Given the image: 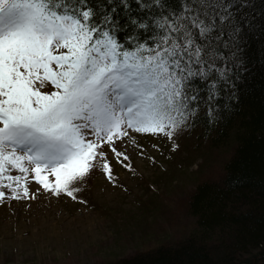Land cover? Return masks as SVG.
Segmentation results:
<instances>
[{
    "label": "snow or ice",
    "instance_id": "1",
    "mask_svg": "<svg viewBox=\"0 0 264 264\" xmlns=\"http://www.w3.org/2000/svg\"><path fill=\"white\" fill-rule=\"evenodd\" d=\"M178 2L0 0V201L35 199L21 187L30 171L76 199L96 171L111 182L129 167L138 135L174 139L201 110L219 118L246 70L247 0Z\"/></svg>",
    "mask_w": 264,
    "mask_h": 264
},
{
    "label": "rangeland",
    "instance_id": "2",
    "mask_svg": "<svg viewBox=\"0 0 264 264\" xmlns=\"http://www.w3.org/2000/svg\"><path fill=\"white\" fill-rule=\"evenodd\" d=\"M187 136L181 130L174 133V139L138 135V144L128 143L129 167L115 165L111 182L96 171L79 185L76 199L46 192L30 171L21 187L30 186L29 196L35 195V199L0 203V264H100L145 250L148 244L168 242L173 235L168 228L180 231L182 220L181 215L174 223L170 215L175 210L180 214L186 200L182 193L195 186L196 176L201 179L200 152L189 149L192 139ZM141 147L143 155L139 154ZM172 152L175 158L168 163L163 154ZM220 154L209 152L203 176ZM183 155H189L186 164L180 162ZM25 166L33 167L26 162ZM42 175L49 176L50 186L55 183L46 170ZM160 175H165L161 181L157 180ZM177 187L179 197H155L159 193L168 196ZM161 208L165 210L160 212ZM169 219L170 226L164 227ZM154 223H159L163 232L149 240L146 235L153 231L149 226ZM145 227L149 229L145 231Z\"/></svg>",
    "mask_w": 264,
    "mask_h": 264
},
{
    "label": "trees",
    "instance_id": "3",
    "mask_svg": "<svg viewBox=\"0 0 264 264\" xmlns=\"http://www.w3.org/2000/svg\"><path fill=\"white\" fill-rule=\"evenodd\" d=\"M168 2L179 9L178 0ZM247 4L244 18L236 15L242 27L246 70L235 82L234 95L220 101L227 107H222L215 122L210 124L201 110L193 126L181 130L192 139L189 149L198 150L202 159L201 179L196 176L195 186L182 193L186 200L180 214L175 210L170 215L174 223L182 215L181 230L168 228L169 219L164 226L173 234L168 242L148 244L145 250L100 264H264V0H247ZM210 151L222 154L203 176V162ZM166 153L169 163L175 154ZM180 162L188 163L189 155H183ZM179 192L177 187L168 196L159 193L155 197H179ZM161 205H156V212ZM149 227L153 228L146 235L149 240L163 232L159 223Z\"/></svg>",
    "mask_w": 264,
    "mask_h": 264
}]
</instances>
